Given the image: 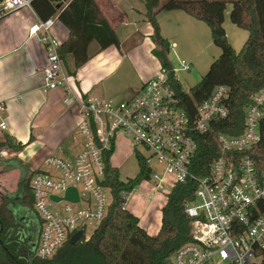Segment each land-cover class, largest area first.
<instances>
[{"label": "built area", "instance_id": "built-area-1", "mask_svg": "<svg viewBox=\"0 0 264 264\" xmlns=\"http://www.w3.org/2000/svg\"><path fill=\"white\" fill-rule=\"evenodd\" d=\"M57 1L67 5L72 0ZM21 10L36 14L32 0H0V20ZM57 22V16L38 18L29 35L45 48V91H63L64 104L76 107L77 130L84 144L69 159L61 156L59 148L32 177L34 212L40 222L37 235L31 237L34 255L53 257L79 231L88 241L106 219L112 196L103 184L104 157L124 136L131 141L132 152L149 162V180H156L157 188L168 176L175 183L197 184L195 200L186 206V214L193 219V241L180 247L169 264H264V165L252 155L263 137L264 87L245 108L243 132L238 135L217 131L229 118V87L216 86L195 110H189L173 85L178 81L175 69L161 68L157 77L128 99L83 96L72 88L60 43L51 34ZM180 65L184 72L191 70L186 61ZM0 127L6 129L5 124ZM203 146L213 159L207 174L201 176L195 166ZM0 156L6 157L7 152L1 151ZM152 159L162 165L161 176L153 173ZM70 189L77 191L78 202L65 199ZM60 203L63 208L53 207ZM90 224L94 227L86 234Z\"/></svg>", "mask_w": 264, "mask_h": 264}, {"label": "trees", "instance_id": "trees-1", "mask_svg": "<svg viewBox=\"0 0 264 264\" xmlns=\"http://www.w3.org/2000/svg\"><path fill=\"white\" fill-rule=\"evenodd\" d=\"M144 4L146 20L154 29V54L161 68L173 70L167 58L171 46L160 35L157 17L161 12L183 11L209 27L213 44L221 50L220 56L190 92L184 91L179 80L173 85L189 110H195V105L206 100L216 86L229 87L226 102L229 118L217 131L229 135L243 132L245 108L264 87V24L259 1L144 0ZM32 6L39 19L45 21L57 16L58 22L69 31L67 42L60 46V57L70 76H75L76 70L89 62L93 43L98 45L99 51L121 47L116 31L95 0H72L67 5L57 0H32ZM228 7L231 8L230 22L247 33L239 51L229 43L224 27ZM68 56L73 59L74 71L68 66ZM25 146L10 135H4L0 141V151L19 154ZM114 153L112 149L104 157L103 184L111 189L112 196L106 219L88 241L83 237L71 245L69 240L49 259H39L31 250V237L37 235L40 225L31 191V180L37 170L23 175L18 186V198L14 199L9 194L0 196V264H169L180 247L192 242L193 219L186 214V206L195 200L197 184L191 180L175 183L166 195L160 230L156 236H151L140 226V219L126 208L134 189L149 180V162L137 155L139 174L125 181L119 169L111 163ZM252 155L259 165H264V129L262 142ZM212 159L206 147H201L195 166L199 175L207 174ZM6 165L12 168L9 162ZM27 218L35 220L34 228L25 226Z\"/></svg>", "mask_w": 264, "mask_h": 264}, {"label": "crops", "instance_id": "crops-1", "mask_svg": "<svg viewBox=\"0 0 264 264\" xmlns=\"http://www.w3.org/2000/svg\"><path fill=\"white\" fill-rule=\"evenodd\" d=\"M95 1L116 31L121 47L99 51L98 45L93 43L89 50L91 56L89 62L77 69L75 76H70L71 86L75 93L83 96L131 97L156 75L153 60H157L161 68L160 61L153 55L156 47L154 29L146 20L144 0ZM230 10L228 7L225 12L224 25L228 20L230 22ZM37 20L38 16L29 10H21L0 20V107L3 108L0 109V125L6 126L5 130L0 127V141L4 135H10L19 143L26 144L23 152L19 154L3 150L11 158L6 162L12 161V157L23 159L27 152L31 159L44 156L45 160L56 153L68 138L73 137V132L77 130L80 121L76 107L69 108L64 104L63 91L44 89L42 71L47 64L45 48L37 37L29 35L30 27ZM157 20L160 35L170 46L169 39L179 38L191 48L190 50L184 48L183 52L193 60L189 63L192 69L193 62H197L194 57L196 51L193 50L195 46L193 40L206 41L207 36L211 37L209 27L183 11L161 12ZM51 34L60 46L69 38V31L60 22L53 26ZM125 47L127 50H124ZM173 49L170 48L171 51ZM143 56L147 57L146 60L149 62V65H145L148 72L144 80L125 87L119 84V80L113 78L119 75V72L124 75L131 68L143 67L140 63ZM67 61L70 70L74 71L71 56L67 57ZM209 68L205 70V74ZM115 80L117 81L114 82ZM122 80L123 76L120 78V81ZM126 208L128 210L127 205ZM140 226L151 236H156L161 227L151 232L143 226L141 219Z\"/></svg>", "mask_w": 264, "mask_h": 264}, {"label": "rangeland", "instance_id": "rangeland-1", "mask_svg": "<svg viewBox=\"0 0 264 264\" xmlns=\"http://www.w3.org/2000/svg\"><path fill=\"white\" fill-rule=\"evenodd\" d=\"M113 1L117 2L118 0ZM258 1L261 17L264 24V0ZM224 27L225 29H227L226 33L229 43L236 51H239L246 41L247 33L244 30L234 26L231 22H229V20L224 25ZM169 40L171 48L175 43L177 44H175L177 47L175 46V50L172 48L173 50L169 51V53L167 54V58L176 70V77L181 83L184 91L190 92L191 89L197 86V84L201 81V78L205 75V70H207L213 60L218 57V55L220 54V49L213 44L211 37L207 36L206 41H204V39H201L197 42L193 40V44L195 45L193 46V50L196 51L194 57L196 58L197 62H193L194 65L190 71L184 72L181 70L180 62L186 61L188 63H191V61L193 60H190L189 57H187L183 51L184 48L188 50H190L191 48L187 47V44L181 42L179 38H172ZM124 50H127V47H125ZM155 51L156 50H154V53ZM153 55L155 56V54ZM146 59L147 57L145 58L144 56L140 59V63L143 65V67L131 68V70H129L124 75L123 73L120 74L119 72V75L113 78L119 80V84L125 87H128L134 83L141 82L146 78L148 72L146 71L145 65H149V62ZM153 61L155 62L154 71H156V75H154L152 78L157 77L161 72V68L157 63V60ZM150 73L153 72L150 71ZM122 76L123 80L120 81V78ZM117 80H115L114 82H116ZM112 98H115L117 100H124L130 97ZM72 136L73 137H71L70 139L68 138L67 141L62 143L61 156L64 159L75 157L83 148L84 141L80 136L78 130L74 131ZM44 158V156H38L32 157L31 159V156L27 152L25 156H23V159H14V157H12V161L9 162L12 168H9L6 167V161H9V159L11 158L9 156H0V162H4L0 165V196L9 194L12 195V198L14 199L18 198V186L20 180L23 178V175L30 173L36 170L39 166H41L42 161H44ZM111 163L113 166L119 169L122 180L127 181V179H134L139 174L140 167L138 164V159L137 156L131 150V141L128 138L120 136L117 139L116 149L111 159ZM151 167L154 174H158L159 176L162 175L163 167L161 164L158 163L157 160H151ZM156 182L157 181L153 178L151 180H146L142 182L138 187L134 189L127 201L128 211L134 215L136 214L137 217L139 216L143 226L151 232H154L157 228L159 230V227L161 226V213L162 208L167 201L166 195H168L172 191L176 180L173 177L168 176L163 186L159 188L156 187ZM63 206L64 203L53 205V207L57 209L63 208ZM78 208H81V205ZM35 225L36 222L33 218L26 219L25 226L28 229L34 228ZM88 226L89 227L87 229L86 234H90L92 232L94 224H90Z\"/></svg>", "mask_w": 264, "mask_h": 264}, {"label": "water", "instance_id": "water-1", "mask_svg": "<svg viewBox=\"0 0 264 264\" xmlns=\"http://www.w3.org/2000/svg\"><path fill=\"white\" fill-rule=\"evenodd\" d=\"M65 199L68 200V201H71V202H75V203L78 202V201H79V198H78L77 191H76L75 189H70V190L67 192V194H66V198H65ZM53 200L56 201V202L60 201V199L57 198V197H53ZM82 237H83V232H82V231L77 232V233L71 238V240H70V244H71V245H75V244H77L78 242L81 241Z\"/></svg>", "mask_w": 264, "mask_h": 264}]
</instances>
